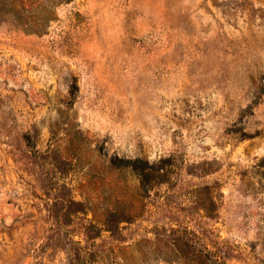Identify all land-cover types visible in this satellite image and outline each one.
Here are the masks:
<instances>
[{
	"label": "rangeland",
	"instance_id": "374dc122",
	"mask_svg": "<svg viewBox=\"0 0 264 264\" xmlns=\"http://www.w3.org/2000/svg\"><path fill=\"white\" fill-rule=\"evenodd\" d=\"M0 264H264V0H0Z\"/></svg>",
	"mask_w": 264,
	"mask_h": 264
},
{
	"label": "trees",
	"instance_id": "16d2710c",
	"mask_svg": "<svg viewBox=\"0 0 264 264\" xmlns=\"http://www.w3.org/2000/svg\"><path fill=\"white\" fill-rule=\"evenodd\" d=\"M111 214H112V215H111L112 217H113V216H116V214H115V213H111Z\"/></svg>",
	"mask_w": 264,
	"mask_h": 264
}]
</instances>
